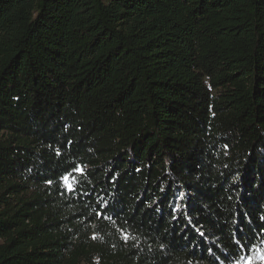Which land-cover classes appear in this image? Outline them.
Wrapping results in <instances>:
<instances>
[{
    "label": "trees",
    "instance_id": "trees-1",
    "mask_svg": "<svg viewBox=\"0 0 264 264\" xmlns=\"http://www.w3.org/2000/svg\"><path fill=\"white\" fill-rule=\"evenodd\" d=\"M262 217L264 0H0V264H241Z\"/></svg>",
    "mask_w": 264,
    "mask_h": 264
},
{
    "label": "rangeland",
    "instance_id": "rangeland-1",
    "mask_svg": "<svg viewBox=\"0 0 264 264\" xmlns=\"http://www.w3.org/2000/svg\"><path fill=\"white\" fill-rule=\"evenodd\" d=\"M261 254H264V249L259 250L252 258H249L253 261V264H264V260L261 259ZM248 259L244 260L241 264H246V261Z\"/></svg>",
    "mask_w": 264,
    "mask_h": 264
},
{
    "label": "snow or ice",
    "instance_id": "snow-or-ice-1",
    "mask_svg": "<svg viewBox=\"0 0 264 264\" xmlns=\"http://www.w3.org/2000/svg\"><path fill=\"white\" fill-rule=\"evenodd\" d=\"M261 219L264 220V217H262ZM238 231H239V230H238ZM201 235H203V233H201ZM239 239H240V238L238 237V241H239ZM246 246L250 248V247H251V242H250V241H247V242H246ZM261 259L264 260V254H261ZM246 264H253V261H252L251 259H248V260L246 261Z\"/></svg>",
    "mask_w": 264,
    "mask_h": 264
}]
</instances>
